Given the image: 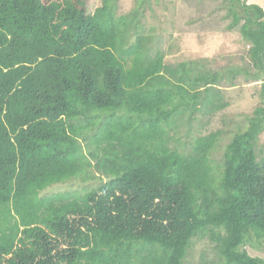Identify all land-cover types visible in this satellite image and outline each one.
Instances as JSON below:
<instances>
[{
    "label": "trees",
    "instance_id": "obj_1",
    "mask_svg": "<svg viewBox=\"0 0 264 264\" xmlns=\"http://www.w3.org/2000/svg\"><path fill=\"white\" fill-rule=\"evenodd\" d=\"M224 1L254 71L242 69L264 84V10ZM87 3L0 0V264H182L203 237L215 257L201 264H264L243 248L264 243V104L217 170L219 130L173 147L186 111L227 106L223 73L151 55L137 7ZM89 168L107 179L40 195Z\"/></svg>",
    "mask_w": 264,
    "mask_h": 264
},
{
    "label": "rangeland",
    "instance_id": "obj_2",
    "mask_svg": "<svg viewBox=\"0 0 264 264\" xmlns=\"http://www.w3.org/2000/svg\"><path fill=\"white\" fill-rule=\"evenodd\" d=\"M248 2L257 3L264 10V0ZM100 4L101 0H88L87 12L91 13ZM135 7L141 12L142 33L149 37L147 45L151 55L160 51L165 54V63L174 65L179 61L192 60L201 67L223 73L216 86L221 90L227 106L215 112L199 106L192 115L186 111L176 130L171 132L174 136L172 146L186 151L194 137L219 130L220 139L210 156L216 169L233 134L238 128H246L253 110L264 104L263 77L246 76L242 69L248 67L250 72L254 71L239 25L228 27L231 18L226 15L224 0H116L115 3L117 14L128 13ZM231 66L240 68V73H231ZM254 153L257 161L264 158V128L256 139ZM106 179L101 172L89 168L63 184L46 187L40 195L57 192L79 195ZM213 247L208 238H194L182 264H201L202 254L214 258ZM243 248L250 255L264 259V243L258 246L252 240Z\"/></svg>",
    "mask_w": 264,
    "mask_h": 264
}]
</instances>
